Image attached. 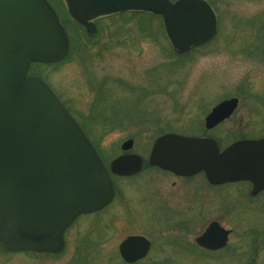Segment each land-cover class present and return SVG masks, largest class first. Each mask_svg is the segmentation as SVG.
Instances as JSON below:
<instances>
[{
	"label": "rangeland",
	"instance_id": "374dc122",
	"mask_svg": "<svg viewBox=\"0 0 264 264\" xmlns=\"http://www.w3.org/2000/svg\"><path fill=\"white\" fill-rule=\"evenodd\" d=\"M207 1L217 17L216 34L184 55L172 50L159 17L129 12L101 16L97 33L88 36L66 11L60 12L69 53L58 63L36 66L34 72L79 120L107 164L122 153L120 146L130 137L131 152L146 159L156 137L168 129L201 131L207 112L228 97H238L239 105L227 122L211 131L221 148L239 137H264V0ZM202 178L180 184V192L184 187L191 197L177 195L176 209L171 210L165 209L171 204L164 206L163 197L144 198L148 187L171 188L170 176L143 170L132 178H117L119 192L103 216L116 215L123 222L130 220L128 215H149V229L139 217L128 223L141 229L146 224L144 230L155 242L151 263L264 264V192L252 198L249 184L242 182L220 187L205 200L194 191ZM173 189L168 192L176 193L179 184ZM175 213L183 216L179 220H195V229L185 232L174 220L157 219ZM215 218L231 230L227 244L210 253L194 248L190 237ZM106 236L114 239L116 234ZM176 237L189 242L191 251L168 242ZM116 242L100 239L103 264L114 262ZM72 248L70 241L52 258L0 253V264H74Z\"/></svg>",
	"mask_w": 264,
	"mask_h": 264
},
{
	"label": "water",
	"instance_id": "95a60500",
	"mask_svg": "<svg viewBox=\"0 0 264 264\" xmlns=\"http://www.w3.org/2000/svg\"><path fill=\"white\" fill-rule=\"evenodd\" d=\"M70 15L89 34L94 18L129 10L162 16L178 54L213 38L217 18L206 0H65ZM69 43L46 0H0V243L9 250L59 251L63 231L80 213L105 206L114 195L108 170L77 120L48 83L28 75L32 62L55 63ZM238 106L232 97L205 118L212 128ZM133 139L121 145L133 146ZM149 164L182 175L205 172L209 182L251 181L264 189V137L233 142L220 150L214 138L168 133L158 137ZM142 157L124 153L110 171L131 175ZM229 231L213 222L199 243L217 250Z\"/></svg>",
	"mask_w": 264,
	"mask_h": 264
},
{
	"label": "flooded vegetation",
	"instance_id": "af4514ba",
	"mask_svg": "<svg viewBox=\"0 0 264 264\" xmlns=\"http://www.w3.org/2000/svg\"><path fill=\"white\" fill-rule=\"evenodd\" d=\"M48 2L51 4V6L54 8V10L57 12L58 15L62 11H67V7H66L64 0H48ZM95 22H96V19H95ZM229 119L230 118L224 120L223 122L219 123L218 125H216L215 127L211 129H207L205 127L202 128L201 131L194 130L195 128H193V130L168 129L167 131L158 135L157 137L165 133L173 132V133H179V134L188 135V136L215 138L211 134V131L221 126L222 124L227 122ZM196 128L200 129V126ZM240 139H244V137H239L235 139L234 141H237ZM143 170H151V171L160 172V173H163L173 178V180L170 182V185H169V187L171 188H169L168 190L176 188V186L179 184L178 191L176 193L174 191V193L172 194H170L167 189L157 187V186L152 187V188L148 187V189H145V190L143 189L145 193L144 198L158 197L161 200V197H163L165 199V201L163 199V203L165 204L164 206H167V204H171L165 207V209H169V210H171L172 208L176 209L175 205L177 204V201H178L176 200L177 195L183 194L182 196L191 197L189 192H187V189H185L182 186L181 187L184 189V191L182 193L180 192L181 190L180 184L183 183L185 185L186 183L189 182V180L197 178V177H200V178L203 177L202 179L204 180L201 179L202 181H199L200 182L199 185H196L195 190H194L196 193L195 196L204 197L205 200H211L214 195L213 193L214 190H217L220 187L227 186L230 184L242 183V182H246L247 184H249L250 190L248 194L249 196H251L250 192H251L252 184L248 181L212 184L211 182L208 181L204 172H199L197 174H192V175L178 174L171 170H166V169L160 168L155 165H150L148 163V157H147V160L143 159L142 169L135 174H131V175L111 174L112 181H113V190H114V195H113L112 200L109 203H107L105 206H103L102 208L79 214L65 228L64 234H63L64 235V245L59 252H62L71 241L73 244L72 250H74L75 255H76V261L74 264H103V262H101V258H99L101 256L100 255L101 253L98 252L99 251L98 249H102V245H100L99 242L101 238H104L105 242L108 241L109 239L110 241L112 240V242L117 240L114 246V251H112V252H115L116 255L114 256V262H112L111 264H173L172 262L165 261V260L158 261V262L155 261L151 263L149 261V258H150V253L152 252L155 242L147 233L148 230H144V228H146V224H144V226L141 225L142 227L141 229V228H138L137 226H133L130 223H128V222L136 221L134 217H139L140 220H143L145 223H147V227L149 229V223H148L149 215H142V216L141 215H135V216L128 215L127 218H129L130 220L128 221L127 219V220H124L123 222L122 220H118L116 215L103 216V212L110 207V205L112 204L114 199L117 197V194L119 192V184L116 182V179L117 178H132V177L137 176ZM155 192L157 193V195L155 194ZM262 192H264V190L259 192L256 196H258ZM256 196H251V197L253 198ZM177 206H180V205H177ZM171 215H174V214H171ZM178 215H181V214L175 213L174 217H171L170 215H167V214H160V216H158L157 219L164 221V222H171L174 220L175 225L177 226L181 225L182 228H185V232L191 231L193 228L195 229L196 227V224L194 222L195 220H192V219L189 220L187 219V217L185 220L184 219L179 220L177 219ZM83 219H84V222L82 223ZM213 222H218L221 227H223L224 229L230 230L226 228L218 219L216 218L209 219L208 222L205 223V226L203 227L200 233L198 234L196 233V235L193 234L194 236L190 237V240H189L190 244L192 243V246L194 248H199L202 252H206V253L217 252L219 250V249L217 250L207 249L199 243V238L207 231V229ZM74 225H76L75 228L69 233L70 229L73 228ZM75 231L78 233L75 234ZM108 233H114L116 234V237H114V239H111L110 236H106V234ZM102 234L105 235V237H103ZM187 234L189 233H186L185 237L187 236ZM168 242L175 244V245L176 244L180 245V247L184 251H191L189 248V245H190L189 242L188 243L183 242L182 238L176 237L172 240H169ZM59 252H53V251L38 252L34 250L32 251H9L0 245L1 254L3 253H6V254L7 253L8 254L30 253V256H32L33 254H40V255H48L50 258H52L53 256L60 254Z\"/></svg>",
	"mask_w": 264,
	"mask_h": 264
},
{
	"label": "trees",
	"instance_id": "16d2710c",
	"mask_svg": "<svg viewBox=\"0 0 264 264\" xmlns=\"http://www.w3.org/2000/svg\"><path fill=\"white\" fill-rule=\"evenodd\" d=\"M148 16H151V15H148ZM39 65H42V64H40V63H34L33 65H32V67H31V69H32V73H36V72H34V69H35V67L36 66H39ZM94 115V114H93ZM95 116V115H94Z\"/></svg>",
	"mask_w": 264,
	"mask_h": 264
}]
</instances>
